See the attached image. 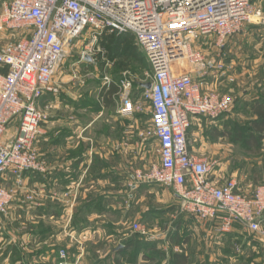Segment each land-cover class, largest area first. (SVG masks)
<instances>
[{"label":"built area","instance_id":"built-area-1","mask_svg":"<svg viewBox=\"0 0 264 264\" xmlns=\"http://www.w3.org/2000/svg\"><path fill=\"white\" fill-rule=\"evenodd\" d=\"M260 9L250 0H5L0 9V32L20 38L0 49V174L9 172L21 184L25 170H44L33 148L40 133L42 114L38 101L58 90L55 74L71 42L87 30L95 41L101 34H130L150 66L153 135L159 160L136 180L153 181L173 189L180 209L202 223L218 220L220 234L235 224L264 236V183L247 190L234 177L211 174L212 163L197 156L189 132L198 117L216 119L227 112L232 99L203 86L207 70L193 48L199 38L232 36ZM197 63L194 73L184 62ZM129 80L122 81L119 113L137 109L129 98ZM18 120L13 137L3 141L7 125ZM13 189L0 185V213L13 198ZM132 231L148 236L147 227L132 224Z\"/></svg>","mask_w":264,"mask_h":264},{"label":"rangeland","instance_id":"rangeland-1","mask_svg":"<svg viewBox=\"0 0 264 264\" xmlns=\"http://www.w3.org/2000/svg\"><path fill=\"white\" fill-rule=\"evenodd\" d=\"M3 1L5 0H0V9ZM250 2L254 9H260L264 16V0H250ZM5 35L7 38L0 40V49L21 36L14 32ZM193 48L202 57L204 63L210 64L204 67L207 70L204 88L226 93L232 99L230 109L218 118L198 117L192 120L189 138L193 151L197 156L206 158L212 163L211 174L215 177L219 179L234 177L240 186L252 190L255 186L264 183V130L257 131L252 123L258 116L254 107L258 103L264 107V24L258 17L252 16L238 33L223 40L216 35L199 38L193 42ZM137 49L140 51L137 55H128L121 61L119 56L110 58L99 37L93 41L90 33L87 30L83 31L66 48L65 57L54 77L58 90L49 93L52 95L48 97L46 107H38L43 116L41 123L47 122L57 109L55 105L60 104V95H64L67 100L65 104L73 106V99L70 98L73 97V92H86L94 100L96 95L101 96L102 91L99 88L104 83L114 81L123 92L122 81L129 80V95H133V91L139 95L136 100L137 109L134 111L139 114L138 119L142 123V128L148 129L147 133L150 135H147L148 138H145L144 142L142 141L140 150L139 147H134L132 148L135 149L134 152H127L131 157L126 163L127 171H131L132 164L134 172L146 171L159 160L158 146L149 141L153 135L151 106L147 91L140 84L150 81L151 70L146 57L139 48ZM184 65L185 69H190L194 73L199 69L197 63L186 61ZM40 129L33 142V148L38 155L41 154L37 143L42 125ZM249 135L255 137L253 141L248 140ZM69 142L70 146L73 145V138ZM55 151L73 155V148H63L61 145H56ZM43 171H45V161ZM59 180L56 181L55 188L45 183L48 180L42 177L40 178L42 185H37L35 190H23L25 185L23 179L21 184L14 183L8 187L14 190L13 197L16 196L19 200H15L13 205L9 203L7 210L0 213V264H12L17 260V264H37L36 259H29L30 253L44 249L48 243L55 244L57 255L41 259L46 264H169L172 251H180L178 248H164V246L160 248L155 246L154 250L141 248L142 258L139 261L136 259L135 262L133 251L123 247L120 240L115 239L111 244L103 242V235L108 233L107 230L121 231L123 228L121 225L111 228L102 224H89L86 227L78 224L75 226V231L80 229L76 231L77 233H73V177ZM47 191L51 193L45 195ZM45 196L47 199L41 200ZM31 202L35 204L32 205ZM41 202L42 205L46 207L51 205L55 209L51 210L52 213L47 210L41 215L33 209L36 203L40 205ZM187 219L189 226L184 231L179 230L180 227L175 225L168 227L145 225L150 231L148 230V236L143 237L153 239L162 235L168 240L169 236L176 233L177 241H183L184 244L190 242L181 248L184 254L187 253L185 264H264V236L246 230L242 231L235 241H228L222 235L220 247L217 244L208 246L209 250H212L213 245L215 247L213 258L204 260L202 257L197 261L196 254L206 253V249H202L203 245L199 246L203 234L196 230L203 223L192 215H187ZM132 224L128 223L124 226L125 232H129V227L132 230ZM31 230L38 235L43 230L46 233L38 239V237L33 238L36 234ZM154 231L161 234L157 235ZM196 231H199V234ZM139 235L131 232L133 237H140ZM195 236L196 238L192 240ZM9 251L15 252V255L12 254L5 261L4 255Z\"/></svg>","mask_w":264,"mask_h":264},{"label":"crops","instance_id":"crops-1","mask_svg":"<svg viewBox=\"0 0 264 264\" xmlns=\"http://www.w3.org/2000/svg\"><path fill=\"white\" fill-rule=\"evenodd\" d=\"M5 33L12 32H0L1 41L7 38ZM4 72L5 68L0 67V73ZM143 83H140L141 86ZM142 88L145 89L144 87ZM99 90L102 91L100 93L101 96L99 94L96 95L94 100L86 92H73V97H70L73 99V106L65 104L64 102L67 100L63 97L64 95H60V104L55 105L57 109L49 117V121L41 123L42 132L38 136L37 146L41 152L39 158L45 161V171H23L21 176L23 185H25L22 189L27 191L35 190L37 185H42L41 177L46 178L48 181L45 183L52 188H55V183L60 181L59 179L73 177V233H77L76 231L80 229L75 231V226L78 224H83L85 227L89 224H102L111 228L121 225L123 227L121 231L107 230L108 233L103 235V242L111 244L115 242V239L120 240L123 245H128V251H133L134 261L136 262V259L139 261L142 258V253L140 252L142 247H137L138 240H134V237L131 236L133 231L130 227L128 229L129 232H125L124 226L126 224L140 222L151 227L175 225L180 227L179 230L184 231L189 226L187 215L190 216V214L181 211L179 199L172 188L153 181L134 179V166L132 164L131 171H127L126 163L131 158L129 157L130 153L127 155V152H134L135 149H132L134 147L141 149L142 141L150 136L147 133L148 129L142 128V123L138 119L139 114L136 111H133L131 115L119 113L118 109L122 106V89L115 85L114 81L108 84L104 83ZM51 95L45 93L39 99L38 107H46L48 97ZM138 96L137 92L133 91V95L130 94L129 98L136 103ZM68 109L72 111H67ZM17 126V119L12 120L7 125L3 136L4 142L9 141L13 137ZM71 138H73V145L70 146L69 141ZM149 141L158 146L154 135H151ZM56 145H61L63 148H73V155L57 153L55 151ZM127 146L129 147L128 149ZM0 185L5 187L14 185V176L7 171L0 174ZM39 188L37 187V189ZM51 192L47 191L45 195ZM43 199L46 200L47 196L41 200ZM15 200L18 201L19 199L16 196L13 197L10 202L11 205L15 203ZM31 203L32 205L35 204V202ZM42 204V202L40 205L36 203L33 208L41 215H44L47 210L52 213L51 210L55 209L51 205L46 207ZM217 227L218 220H215L207 224H200L196 228L203 234L202 240L199 239V242L200 240L202 241L199 246L203 245L202 249H206V253L196 254L198 256L197 261H200L202 257L204 260L213 258L212 255L215 254L214 245L216 246L217 244L220 247L222 235L228 241H235L240 237V233L244 231L240 225L235 224L230 233L220 234ZM32 232L33 234L37 233L35 231ZM154 232L157 235L160 233ZM198 232L197 234H199ZM45 233L43 230L41 234H36L33 238L38 237L40 239ZM169 237L168 240H165L162 235L153 239H144L145 241L156 242L155 246L159 248L164 246V248L170 247L180 250H173V253H182L181 248L185 247V244L190 243L184 244L183 241H177V238L172 239L174 237ZM193 238H196V236L192 237V240H194ZM209 244H214L212 250H209ZM56 252L55 244L48 243L44 249L30 253L29 259H36L35 262H38L37 264H46L41 259H45V257L52 258L57 255ZM12 254L14 256L15 252L9 251L5 254V261ZM185 254L187 255V253ZM17 263L18 260L12 264Z\"/></svg>","mask_w":264,"mask_h":264},{"label":"trees","instance_id":"trees-1","mask_svg":"<svg viewBox=\"0 0 264 264\" xmlns=\"http://www.w3.org/2000/svg\"><path fill=\"white\" fill-rule=\"evenodd\" d=\"M99 40L101 41V44L104 46V48H106L108 57L113 58V57L119 56L120 61L122 60V58L124 59V58L128 57V55H137L140 52L137 49L138 47L133 42L132 35H130L128 33L121 34V35L103 33L99 36ZM143 56H145V55H143ZM254 109L257 111L258 116L256 119L253 120L252 123L255 126V129L257 131H262V130H264V107H261L260 103H258L254 107ZM254 138L255 137L252 135L248 136V140L253 141ZM139 236L140 237L134 236V240H138L137 247L146 248L148 250H154L156 242L145 241L143 236H141V235H139ZM176 236L177 235L175 233L173 236H171V238L174 237L172 239H175V238H177ZM127 246L128 245H123V247H125V248ZM186 260H187V255L184 254L183 252L182 253H177V252L173 253L172 252L171 253V262L169 264H185Z\"/></svg>","mask_w":264,"mask_h":264},{"label":"water","instance_id":"water-1","mask_svg":"<svg viewBox=\"0 0 264 264\" xmlns=\"http://www.w3.org/2000/svg\"><path fill=\"white\" fill-rule=\"evenodd\" d=\"M142 87H144L146 90L150 89L151 87V82H146L142 84Z\"/></svg>","mask_w":264,"mask_h":264},{"label":"bare ground","instance_id":"bare-ground-1","mask_svg":"<svg viewBox=\"0 0 264 264\" xmlns=\"http://www.w3.org/2000/svg\"><path fill=\"white\" fill-rule=\"evenodd\" d=\"M252 17V16H251Z\"/></svg>","mask_w":264,"mask_h":264}]
</instances>
